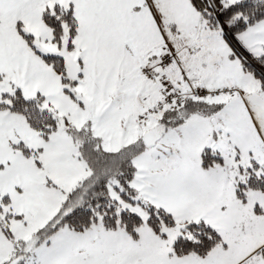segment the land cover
Segmentation results:
<instances>
[{
  "label": "snow or ice",
  "instance_id": "6c2138e0",
  "mask_svg": "<svg viewBox=\"0 0 264 264\" xmlns=\"http://www.w3.org/2000/svg\"><path fill=\"white\" fill-rule=\"evenodd\" d=\"M0 264H264V0H0Z\"/></svg>",
  "mask_w": 264,
  "mask_h": 264
}]
</instances>
